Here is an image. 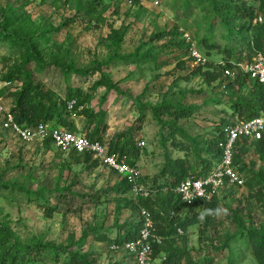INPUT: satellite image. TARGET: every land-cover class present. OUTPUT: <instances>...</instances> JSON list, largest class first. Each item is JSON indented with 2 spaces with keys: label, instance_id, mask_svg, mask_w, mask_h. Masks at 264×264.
<instances>
[{
  "label": "rangeland",
  "instance_id": "374dc122",
  "mask_svg": "<svg viewBox=\"0 0 264 264\" xmlns=\"http://www.w3.org/2000/svg\"><path fill=\"white\" fill-rule=\"evenodd\" d=\"M90 1L95 5L97 17L85 11L84 6ZM226 1L251 8L252 26L243 35L254 49L263 53L264 0ZM7 3L15 7L20 19L28 16L37 24L53 28L47 34L48 42L42 46L45 60H51L52 52L59 47V52L55 53L65 62L79 68L90 67L106 59L113 36L119 34L123 35L120 53H132L137 48L140 52H149L150 60L145 63L114 62L102 67L120 92L105 93L103 86L95 87L99 72L73 73L69 79L71 86L91 95L87 105L94 111L104 110L105 125L98 133L104 141L114 142L116 134L129 130L135 143L136 138L144 140L136 163L146 177L145 182L171 180L168 174L158 176L167 160L184 158L195 164L192 151L180 147L183 137L179 133L171 135V128L154 117L150 105L167 99L176 102L183 93V103L198 105L199 109L192 117L178 119L176 125L197 141L211 139L217 128L223 126V120L237 119L232 115L231 103L235 97L247 95L250 83L245 80L241 87L235 85L228 88L227 93L221 91L218 88L219 62L232 59L227 57L225 48L231 47L237 53L242 40L225 37L226 29L211 2L142 0L129 4L126 0H0L1 7ZM243 21L247 19L235 23ZM259 25L263 29L258 40L254 33L260 30ZM167 31L172 35L156 37ZM182 32L197 42L201 52H207L205 56L211 61L207 67L195 71L196 65L180 45ZM205 36L214 46L209 48L199 43ZM14 57L17 54L12 45L0 40V97L8 108L12 104L11 93L21 85L20 81L7 85L2 78L20 61ZM33 66L29 64L34 82L64 98L67 84L60 66L52 64L41 72L33 70ZM204 72H208L207 78ZM84 116L79 114L72 121L75 130L86 133L93 124L87 128ZM158 117L171 119L170 115L160 112ZM245 141L238 144L235 152L247 168L262 176V182L257 184L259 179L250 170L237 171L244 178V185L223 188L212 209L198 210L196 220L187 224L184 231L179 230L175 237L165 236L153 264H163L162 260L172 249L180 253H173L177 260L171 264H257L251 242L237 234L240 233L239 222L244 228L264 224V157L255 150L253 142ZM120 179L99 162L91 158L77 161L70 152L63 153L52 143L48 146L44 142L21 143L0 124V225L11 232L8 238L0 233V258L3 248L16 239L23 244L51 242L59 246L57 255L44 251L41 259H29L23 264H67L68 251L86 254L91 264H131L123 251L109 247V241L116 237L117 227L134 222L137 216V209L123 200H129L132 194L112 189ZM152 197L155 198L153 209L162 213L166 191L161 189ZM157 223L166 222L158 219ZM100 235L107 239H99Z\"/></svg>",
  "mask_w": 264,
  "mask_h": 264
},
{
  "label": "trees",
  "instance_id": "16d2710c",
  "mask_svg": "<svg viewBox=\"0 0 264 264\" xmlns=\"http://www.w3.org/2000/svg\"><path fill=\"white\" fill-rule=\"evenodd\" d=\"M211 2L213 9L216 11V14L220 17V23L226 29L227 34L225 37L229 39L240 37L242 40L241 47L238 49V52H233V48H225L227 57L232 59L225 58L224 62L227 66H230V61H240L243 59H251V57L257 53L261 52L256 50L253 46L250 45V41L247 40V36H244L245 31H249L251 28V20L254 15L251 11V8L240 6L239 4L226 1V0H206ZM85 11L89 15L96 16L95 5L92 1L88 2L85 6ZM19 13H17L15 7L7 3L4 7L0 6V40L5 43L12 45L17 57L20 58V61H17L15 66L6 72L2 78L6 82L20 81L21 85L16 88L12 95V104L10 106V113L13 116L14 121L23 126H32L40 122H47L52 126H62L70 130L75 131V126L72 120L68 118L67 111V102L74 99L75 105L74 109L76 110L79 106H82L80 110H77L78 115L84 114L85 124L87 128L93 127L86 132L87 137L90 140H100L103 139L98 135L101 127L105 125V112L103 109L94 111L88 104L90 101L91 95L87 92H83L80 88L71 86L69 84V79L71 74H93L99 72L100 78L95 82V87L103 86L105 88V93L110 90H115L120 92L117 84L112 82L109 76L103 71V66H110L114 62L119 64H141L150 60V54L147 51L140 52L139 49H135L132 53L122 54L120 53L121 40L123 38L122 34L113 36V41L111 43V49L109 50L108 56L105 60H100L95 62L92 66L86 68H79L73 65L72 62H65L61 57L58 56L60 50L59 47L56 49V53L52 52L51 60H45L42 46L48 42V32L53 30L49 25L37 24L30 20L28 16H24L20 19ZM247 19V22L243 21L242 24H236L235 21ZM260 29L257 33H254L255 39H260L262 33L261 25L258 26ZM171 34V32H163L158 34L156 37H163L164 35ZM180 40V45L184 47L186 56L188 54V45L183 38ZM209 38L205 36L199 41L201 44H205L207 47H212L214 44L208 41ZM197 43V42H196ZM198 46V45H197ZM259 47V46H258ZM199 48V47H198ZM233 52V53H232ZM207 53V52H206ZM205 53V54H206ZM264 53V51H263ZM244 55V56H243ZM6 60L9 58L4 57ZM190 60V59H189ZM211 61L208 60L204 64H199L194 67L195 71L201 70L202 67L208 66ZM34 64L33 70L41 72L47 66L55 64L60 66L61 73L66 85V94L64 98H59L48 89H44L40 84L35 83L31 74V68L29 64ZM218 66V65H217ZM219 72L221 73V65L219 64ZM207 71V70H205ZM205 77H208V72H204ZM245 80H248L250 83V88L247 95L238 96L234 98V101L231 103L232 115L237 117L236 120H248L254 116L259 115L261 112H264V85L259 83L254 79H250L247 75H239L235 79L228 82L226 86V93L228 88L237 86H242ZM237 91V90H235ZM184 94L181 93V99L176 102H173L170 99L164 100L156 105H148L154 112V117L159 119V122L163 125H168L170 129V134L179 133L184 141H180V147L192 151L195 156V164L186 161L184 158H173L167 160V163L164 164L160 174L158 176H164L168 174L172 177L171 180H162V182H157V179H153L151 183H148L145 176L140 178V182L150 184L148 187L145 186L149 191L150 195L148 197L137 196L134 201L133 198L129 200L123 198L125 203L133 209L139 210V208H146L150 213L154 221V233L162 238V244L157 245L152 243V257H156L157 253L162 249L165 236L173 235L174 237L179 234V230L184 231L185 226L189 223H192L197 218V211L212 209L216 204L218 196H213L210 201H205L203 199H196L192 204L186 206L179 200L178 196L174 192L176 185L186 176L194 175L200 176L205 174L212 165L219 161L221 156V149L218 147V142L224 138L225 127L234 121L223 120V126L217 128L214 136L211 139L204 141H197L196 138L189 136L181 127L176 125V122L180 118H189L192 117L197 110L199 109L198 105L194 104H184L183 103ZM164 113L171 116L169 120H161L158 117V113ZM235 120V121H236ZM245 140H238V144L246 142ZM254 143L255 150L261 155V158L264 157V137L258 140H252ZM190 143V145L188 144ZM199 143H203V146H200ZM51 144L50 140H45L44 145L48 146ZM188 144V145H187ZM108 147L110 151L126 153L131 159V163H136V158L138 155V150L140 147L134 142V137L131 132L125 131L119 134H116V141L108 142ZM233 153V165H235L238 171L246 172L250 170L246 167L245 163L239 159L238 153ZM242 147V146H241ZM241 150V149H240ZM240 152V151H239ZM71 156L76 158L77 161L83 159L87 161L91 158L93 161L97 162L96 159H93L90 153L78 154L74 151H71ZM255 178L259 180L256 182H262L263 178L260 174H255L250 170ZM8 186V184H6ZM260 187V186H259ZM114 190L124 193L130 192V185L126 182L124 178H121L120 181L113 186ZM165 190L167 193V200L163 203V212H155L153 209V204H155V198L152 197V194L155 195L160 190ZM154 191L156 192L154 194ZM184 215V216H183ZM160 219L165 224L157 223V220ZM3 226V227H1ZM141 226L140 222H131L129 224L120 225L116 230V237L113 240H110L109 243L123 244L127 241H132L138 238L139 228ZM240 233L237 234L239 237L243 238L246 236L251 242L254 256L256 258L257 264H264V224L258 228H244L239 222ZM0 233L2 236L7 237L11 234L10 230L4 225H0ZM235 236V235H234ZM237 237V236H235ZM101 240H106L107 237L100 235L98 237ZM238 238V237H237ZM84 239H81V241ZM12 244L8 247L3 248V254L0 258V264H23L29 259H41V254L45 252L53 253L57 255L59 246H55L51 242H30V243H20L13 240ZM180 253L176 249H172L171 252L162 260L163 264H171L172 261L176 262V257L173 256ZM68 258L66 259L67 264H91L88 260V256L84 253L68 251Z\"/></svg>",
  "mask_w": 264,
  "mask_h": 264
},
{
  "label": "built area",
  "instance_id": "2783aa9c",
  "mask_svg": "<svg viewBox=\"0 0 264 264\" xmlns=\"http://www.w3.org/2000/svg\"><path fill=\"white\" fill-rule=\"evenodd\" d=\"M132 2H142V0H126ZM182 37L188 45L187 57L194 65L204 64L209 59L197 46V43L186 32H182ZM244 56V55H243ZM221 79L218 88L226 93V86L229 81L239 75H247L264 85V54L255 53L251 59L240 61L231 60L230 66L224 61H220ZM11 84V82H6ZM75 100L67 102L68 118L74 120L78 115L74 109ZM10 108L4 105L0 97V124L1 128L10 131L17 140L24 144L43 143L50 140L55 148L63 153L74 151L78 154L90 153L93 159L111 169L121 178H124L130 185V193L134 201L137 196L148 197L150 191L144 187L140 178L142 171L137 163H131V159L126 153L110 151L108 142L97 139L90 140L86 133L77 130H70L62 126H52L47 122H40L32 126H23L14 121ZM224 138L218 142L221 149V156L211 168L203 175H189L183 178L174 188L175 194L181 203L188 206L196 199L210 201L213 196H218L219 192L228 186H243L244 178L233 165L234 148L238 140L247 139L249 141L258 140L264 137V112L248 120H236L225 128ZM144 140L136 138L138 147L144 145ZM135 222H140L138 238L123 244L111 243L109 247L113 251L124 252L131 264H153L152 243L162 244V238L154 231V221L151 213L146 208H139Z\"/></svg>",
  "mask_w": 264,
  "mask_h": 264
},
{
  "label": "clouds",
  "instance_id": "9594fccd",
  "mask_svg": "<svg viewBox=\"0 0 264 264\" xmlns=\"http://www.w3.org/2000/svg\"><path fill=\"white\" fill-rule=\"evenodd\" d=\"M202 217H203V214H202Z\"/></svg>",
  "mask_w": 264,
  "mask_h": 264
}]
</instances>
